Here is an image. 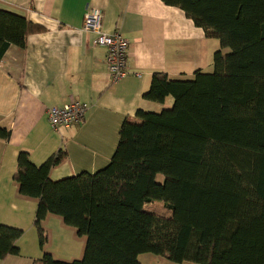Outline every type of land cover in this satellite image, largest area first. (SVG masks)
Masks as SVG:
<instances>
[{"label":"trees","instance_id":"16d2710c","mask_svg":"<svg viewBox=\"0 0 264 264\" xmlns=\"http://www.w3.org/2000/svg\"><path fill=\"white\" fill-rule=\"evenodd\" d=\"M162 1L219 40L213 70L198 69L192 79L155 72L143 97L171 95L173 105L126 117L110 161L95 171L54 180L64 148L40 165L19 152V194L38 200L44 254L34 264H143L146 252L178 263L264 264V0ZM45 30L0 9V61L10 46L24 48L30 34ZM10 134L0 125V138ZM50 215L86 237L81 258L46 250ZM23 233L0 225V259L20 253Z\"/></svg>","mask_w":264,"mask_h":264},{"label":"crops","instance_id":"0c3cea01","mask_svg":"<svg viewBox=\"0 0 264 264\" xmlns=\"http://www.w3.org/2000/svg\"><path fill=\"white\" fill-rule=\"evenodd\" d=\"M93 7L103 11L105 32L119 31L130 42L129 74L116 83L109 75L105 47L94 44L95 32L83 29L84 15ZM0 9L46 27L30 34L24 48L10 46L0 61V125L11 132L9 139L0 138V225L24 231L17 241L20 253L9 254L0 264H34L44 254L35 227L38 200L19 194L14 181L19 152L28 151L40 165L64 148L68 157L52 168L54 180L105 166L126 117L140 108L161 111L173 105L171 95L164 102L143 97L153 74L163 71L171 79H192L198 69L212 71L220 43L207 37L181 8L162 0H0ZM74 99L89 105L83 122L52 128L48 109ZM45 228L50 237L47 251L66 261L83 256L85 236L60 216L50 215ZM139 260L199 264L149 252L139 254Z\"/></svg>","mask_w":264,"mask_h":264},{"label":"built area","instance_id":"2783aa9c","mask_svg":"<svg viewBox=\"0 0 264 264\" xmlns=\"http://www.w3.org/2000/svg\"><path fill=\"white\" fill-rule=\"evenodd\" d=\"M83 29L95 32L94 44L105 47V61L111 81L116 83L124 79L129 74V40L122 34L103 30V11L100 8L93 7L86 11ZM88 108V103L74 99L63 106L49 108L47 117L55 130L68 128L81 124Z\"/></svg>","mask_w":264,"mask_h":264},{"label":"rangeland","instance_id":"374dc122","mask_svg":"<svg viewBox=\"0 0 264 264\" xmlns=\"http://www.w3.org/2000/svg\"><path fill=\"white\" fill-rule=\"evenodd\" d=\"M225 51L229 52V51H230V48H226V50H225ZM158 179H159V180H162V177H161V176H159V177H158ZM51 232H52V231H51ZM52 233H53V232H52ZM85 238H86V237H85ZM174 264H175V263H174Z\"/></svg>","mask_w":264,"mask_h":264},{"label":"bare ground","instance_id":"6f19581e","mask_svg":"<svg viewBox=\"0 0 264 264\" xmlns=\"http://www.w3.org/2000/svg\"><path fill=\"white\" fill-rule=\"evenodd\" d=\"M116 34H121L119 31H115Z\"/></svg>","mask_w":264,"mask_h":264}]
</instances>
